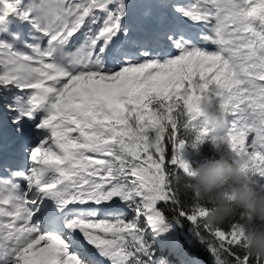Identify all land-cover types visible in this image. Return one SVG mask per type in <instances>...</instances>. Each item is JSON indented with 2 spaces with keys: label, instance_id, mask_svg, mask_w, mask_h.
I'll return each mask as SVG.
<instances>
[{
  "label": "snow or ice",
  "instance_id": "1",
  "mask_svg": "<svg viewBox=\"0 0 264 264\" xmlns=\"http://www.w3.org/2000/svg\"><path fill=\"white\" fill-rule=\"evenodd\" d=\"M0 35V264H258L172 176L211 96L264 187V0H0Z\"/></svg>",
  "mask_w": 264,
  "mask_h": 264
},
{
  "label": "clouds",
  "instance_id": "2",
  "mask_svg": "<svg viewBox=\"0 0 264 264\" xmlns=\"http://www.w3.org/2000/svg\"><path fill=\"white\" fill-rule=\"evenodd\" d=\"M213 102L218 108L211 118L214 122L221 121L223 102L216 97L205 99V103ZM185 129L189 127L186 125ZM209 142L215 158L192 170L181 169L185 183H180L177 174H173L172 182L179 189L191 193L201 208L200 219L209 227L237 222L240 225L241 251L258 264H264V187L258 188L251 180V168L232 162L233 154L226 137L212 136ZM205 206L207 211H203Z\"/></svg>",
  "mask_w": 264,
  "mask_h": 264
},
{
  "label": "trees",
  "instance_id": "3",
  "mask_svg": "<svg viewBox=\"0 0 264 264\" xmlns=\"http://www.w3.org/2000/svg\"><path fill=\"white\" fill-rule=\"evenodd\" d=\"M211 99V96H209ZM217 104L211 103L210 107L206 111V115L212 120V116L217 113ZM224 116V118H226ZM223 118V119H224ZM213 121V120H212ZM201 132H206L207 137L203 143L198 142V136ZM226 134V131L220 129L217 132H207L205 131L198 122L191 120V126L189 129H182L179 133V139L183 142V148L187 154V159H189V168L190 170L195 169L202 165L206 160L215 158V153L210 144L209 140L212 136H223ZM152 151V149H150ZM177 175L180 176V183L183 184L186 181L184 174L181 170H177ZM258 184L264 185V182H257ZM259 188V187H258ZM191 193L186 192L181 189V199L187 203L191 202ZM187 223L185 224V231H187ZM226 227V225H225ZM206 235V234H205ZM185 250L191 255L197 257L204 264H211L210 254L205 250V246L199 244L196 241H193L191 245H185ZM160 255L168 256V258L176 264L175 257L169 256L167 253H160Z\"/></svg>",
  "mask_w": 264,
  "mask_h": 264
},
{
  "label": "rangeland",
  "instance_id": "4",
  "mask_svg": "<svg viewBox=\"0 0 264 264\" xmlns=\"http://www.w3.org/2000/svg\"><path fill=\"white\" fill-rule=\"evenodd\" d=\"M209 107H210V104L205 103V101H202L201 102V113L202 114L196 115L195 119L193 120L195 122H198L200 126L207 132H217L218 130L222 129L226 131L227 133L231 126L233 117L227 115V117L223 119V122L221 121L214 122L206 115V110ZM181 156L189 165V159H187L188 156L183 147L181 149ZM259 182L263 183L264 181H259ZM201 264H204V263L201 262Z\"/></svg>",
  "mask_w": 264,
  "mask_h": 264
},
{
  "label": "bare ground",
  "instance_id": "5",
  "mask_svg": "<svg viewBox=\"0 0 264 264\" xmlns=\"http://www.w3.org/2000/svg\"><path fill=\"white\" fill-rule=\"evenodd\" d=\"M180 1H184V2H186V3H191V2H193V0H180ZM179 1V2H180ZM26 29L28 30V26L26 25ZM208 47H209V45H208ZM105 264H107V262H105Z\"/></svg>",
  "mask_w": 264,
  "mask_h": 264
}]
</instances>
